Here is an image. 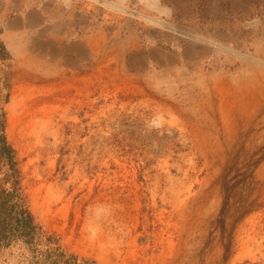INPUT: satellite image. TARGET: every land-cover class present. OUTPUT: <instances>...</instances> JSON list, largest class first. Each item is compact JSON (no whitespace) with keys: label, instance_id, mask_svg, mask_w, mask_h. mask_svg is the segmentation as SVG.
<instances>
[{"label":"rangeland","instance_id":"374dc122","mask_svg":"<svg viewBox=\"0 0 264 264\" xmlns=\"http://www.w3.org/2000/svg\"><path fill=\"white\" fill-rule=\"evenodd\" d=\"M154 1L0 0V264H264V0Z\"/></svg>","mask_w":264,"mask_h":264},{"label":"trees","instance_id":"16d2710c","mask_svg":"<svg viewBox=\"0 0 264 264\" xmlns=\"http://www.w3.org/2000/svg\"><path fill=\"white\" fill-rule=\"evenodd\" d=\"M7 52L0 42V63ZM0 68V245L13 237H34L38 231L35 218L26 205L22 191V172L17 153L6 134L7 113L4 105L9 101V93H4Z\"/></svg>","mask_w":264,"mask_h":264},{"label":"bare ground","instance_id":"6f19581e","mask_svg":"<svg viewBox=\"0 0 264 264\" xmlns=\"http://www.w3.org/2000/svg\"><path fill=\"white\" fill-rule=\"evenodd\" d=\"M122 1V3L124 2V0H121ZM146 2H148V5L149 6H154V5H156V1H154V0H146ZM109 3V6L112 8V9H115V10H117V11H119V12H122V13H125L126 12V7L125 6H123V4H119V3H110V2H108ZM148 18V21H150V22H155L156 24H160L161 22L160 21H158V20H156V19H154V18H152V17H147ZM17 46H18V44H17ZM18 53V52H17ZM116 56V55H115ZM100 62H103V59H101L100 58V60H99ZM108 61V60H107ZM110 63V62H109ZM111 64V63H110ZM226 85V83L222 80V79H220V78H217L216 79V82H215V88L217 89H221V88H223L224 86ZM222 101V100H221Z\"/></svg>","mask_w":264,"mask_h":264}]
</instances>
